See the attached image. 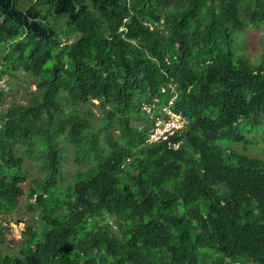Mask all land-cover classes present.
<instances>
[{
  "label": "trees",
  "instance_id": "16d2710c",
  "mask_svg": "<svg viewBox=\"0 0 264 264\" xmlns=\"http://www.w3.org/2000/svg\"><path fill=\"white\" fill-rule=\"evenodd\" d=\"M17 2L0 0V108L8 78L36 89L0 111V212L28 220L0 264H264V64L234 49L263 1ZM172 98L175 149L142 110Z\"/></svg>",
  "mask_w": 264,
  "mask_h": 264
},
{
  "label": "rangeland",
  "instance_id": "374dc122",
  "mask_svg": "<svg viewBox=\"0 0 264 264\" xmlns=\"http://www.w3.org/2000/svg\"><path fill=\"white\" fill-rule=\"evenodd\" d=\"M264 3V0H262ZM34 0H18L17 2V8L19 10H23L25 7H28L30 4H32ZM250 10H246L243 13V18H246L245 20L250 21L248 18H250L251 15ZM51 17H54V15H49V20H52ZM251 19V18H250ZM252 23V22H251ZM52 24V23H51ZM60 25H63L59 22ZM253 25V24H252ZM77 35L71 36V40H76ZM234 49L239 52H243V54L247 55V57L250 59L252 63H258L261 62L264 64V22L261 23L260 27L256 30L251 28L250 26L247 27V32L240 37H238L237 42L234 46ZM20 80H14L8 78L7 83V96L5 98V101L2 103V107L0 108V111L7 110L9 107H6V104L9 103V106L12 105V103L18 104V103H24L25 97L34 92L36 89V86L32 83V78H30L28 75L19 74ZM6 80V78H4ZM10 83V84H9ZM4 85V84H2ZM4 87V86H3ZM2 87V88H3ZM4 106L6 108H4ZM89 110H92L91 107H89ZM254 141H259V138H255L254 135L251 136ZM261 148L251 147L249 149V152L251 154L258 153L262 157H264V141L261 142ZM63 154L65 155V163L63 164L62 169H64L65 176L69 177L71 173H75L78 170L84 169L83 166L78 167L74 161V150L72 147H66L65 144H63ZM37 160L36 159H26L24 160V165L26 166L25 169L27 171V181L24 182L21 187L23 188L24 194L20 198V202L24 204L25 197L29 195L30 188L34 187L33 180L38 177V169H37ZM76 167V168H73ZM25 217L28 220L27 216H22L19 212H12V213H4L0 212V225L1 227L5 225V223L13 222L14 219ZM34 218V216H33ZM9 225H14V223H10ZM20 238L19 231H16L12 228V232L10 230L2 231L0 233V252L2 253H11L12 255L18 254V245H16Z\"/></svg>",
  "mask_w": 264,
  "mask_h": 264
},
{
  "label": "built area",
  "instance_id": "2783aa9c",
  "mask_svg": "<svg viewBox=\"0 0 264 264\" xmlns=\"http://www.w3.org/2000/svg\"><path fill=\"white\" fill-rule=\"evenodd\" d=\"M3 82V78H0V87H3ZM173 100L174 98L163 108L161 115H154L152 110L153 107L142 103V110L145 111L150 118L155 120L148 134V143L166 141L168 146L174 149L178 148L181 144L180 141H171V138L181 135L187 121L180 114L171 110Z\"/></svg>",
  "mask_w": 264,
  "mask_h": 264
},
{
  "label": "clouds",
  "instance_id": "9594fccd",
  "mask_svg": "<svg viewBox=\"0 0 264 264\" xmlns=\"http://www.w3.org/2000/svg\"><path fill=\"white\" fill-rule=\"evenodd\" d=\"M4 86V85H3ZM0 88H2V87H0ZM22 185V184H21ZM23 189V188H22ZM12 224V223H14V225H9V224ZM8 227L9 229H5L6 231L7 230H10L11 232H12V228L14 229V230H16V231H19V234H20V238H21V231H23V228H24V222L23 221H19V222H15V221H13V222H8V223H5V225L4 226H2L3 228H5V227ZM20 238H19V240L17 241L18 243L16 244V245H18V244H20Z\"/></svg>",
  "mask_w": 264,
  "mask_h": 264
},
{
  "label": "crops",
  "instance_id": "0c3cea01",
  "mask_svg": "<svg viewBox=\"0 0 264 264\" xmlns=\"http://www.w3.org/2000/svg\"><path fill=\"white\" fill-rule=\"evenodd\" d=\"M1 78V77H0ZM3 80H4V78H3Z\"/></svg>",
  "mask_w": 264,
  "mask_h": 264
}]
</instances>
